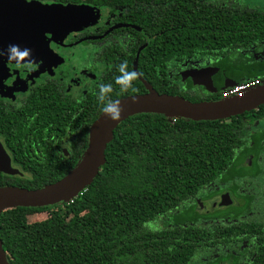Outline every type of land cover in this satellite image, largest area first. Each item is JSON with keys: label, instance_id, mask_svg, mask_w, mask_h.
Returning a JSON list of instances; mask_svg holds the SVG:
<instances>
[{"label": "trees", "instance_id": "trees-1", "mask_svg": "<svg viewBox=\"0 0 264 264\" xmlns=\"http://www.w3.org/2000/svg\"><path fill=\"white\" fill-rule=\"evenodd\" d=\"M25 1L106 7L112 18L104 29L115 27L105 35L102 28L89 37V43L105 51L95 58L106 71L81 98L63 95L60 83L50 81L53 86H39L37 95L14 110H6L0 102V141L11 167L19 172L0 173V188L37 190L74 168L85 150L88 128L104 106L97 100L101 83L112 85V101L144 94L146 84L158 94L198 102L194 87L179 81L178 70L208 62L226 72L239 71L244 81H264V59L257 56L264 42V4L249 0ZM82 36L81 32L76 37ZM139 48L135 70L143 75L133 82L134 91L121 92L115 83L118 65L127 61L133 70ZM219 91L218 99L224 89ZM260 119L264 120V105L254 118L251 112L200 121L157 113L126 118L112 131L96 175L70 200L0 211V245L6 262L264 264V230L259 226L241 223L233 230L230 223L220 222L218 213L196 211L215 177L228 179L230 166L250 154L257 158L260 138L252 137L250 130L264 124ZM211 194L207 191V196ZM41 213L46 217L33 220ZM232 239L246 247L251 244L241 262L235 251L228 250Z\"/></svg>", "mask_w": 264, "mask_h": 264}, {"label": "water", "instance_id": "water-1", "mask_svg": "<svg viewBox=\"0 0 264 264\" xmlns=\"http://www.w3.org/2000/svg\"><path fill=\"white\" fill-rule=\"evenodd\" d=\"M47 5V3L43 4L25 0H0V13L5 12L4 9H8L10 6H13V8L18 9L19 12L21 10L23 13L22 15L25 18H27V15L29 18H32L37 10L43 9L44 13V6ZM62 5L63 4L58 5V7L59 9L66 10V16L65 11L63 10V17L66 19L69 17H84L87 9L90 8L85 4H66L64 7H62ZM54 13L57 14L56 11ZM47 19L50 22H57V20L54 18ZM114 27H111V29ZM107 32L108 31H106V33ZM34 33L35 31L26 32V35H22L18 40L14 39L5 42L2 39L0 40V43H16V45H19L20 47L29 41ZM80 41L81 40L77 41V43ZM146 42H148V40H146ZM141 48H139L135 54V59L133 61L134 70L136 67V58ZM4 53L5 54L0 57V70H6L4 63L6 59L4 57L7 55V51ZM197 72L198 69L183 71L179 73L180 79L183 80L185 78H189L191 84L196 85L198 83L196 80ZM224 73L233 76V79L236 81L243 80V75L239 71ZM224 73H221V75ZM143 85L146 89V93L141 95L126 96L120 100H117L123 109L121 118L118 121H111L107 119L103 111L98 115V117L88 128L86 147L81 154L79 161L74 166V168L60 180L33 191L13 187L0 188V211L10 207L48 206L70 200L74 195L83 190V188L86 187L96 175L98 168L103 163V151L105 145L111 140L112 131L114 128L120 122L132 115L140 113H157L168 118H179L192 121L220 120L240 115L264 103V85L252 91H247L240 96L219 99L216 101L199 102H190L178 96L158 94L154 92L148 85ZM233 85L234 82L221 84L217 90H223ZM63 152L65 153L64 150ZM0 173L10 176L19 173L16 169L11 167L9 157L5 153L1 144ZM225 197L227 198L226 195ZM224 204L226 203H220V205ZM0 264H8L3 252L1 251V245Z\"/></svg>", "mask_w": 264, "mask_h": 264}, {"label": "flooded vegetation", "instance_id": "flooded-vegetation-1", "mask_svg": "<svg viewBox=\"0 0 264 264\" xmlns=\"http://www.w3.org/2000/svg\"><path fill=\"white\" fill-rule=\"evenodd\" d=\"M94 8L104 9L107 18L105 17L97 25L91 24L86 26L82 31L76 33L74 32L73 35H69L70 37L65 41V47L66 49H70V53L74 51V49L72 48L73 46L77 45L82 47V54H85V61H87L86 65H77L71 67L67 69L66 73H59L58 71L55 72L53 70L50 73L51 75L45 74V76H41V78L37 82H31V80L27 81L26 88L24 90H17V93L10 92V90L5 92V90L2 88V96L0 95V102H2L6 106V110H14L15 108L19 107L22 102L29 96L37 95V88L39 86L46 84H49V86H53L50 81L60 83L59 86L61 87L62 94L77 100L81 98L86 91L90 90L94 83L100 78V76L105 73V65L97 64V60L95 58L96 53L102 54L105 51L99 48L97 49L95 48L94 44L89 43L90 40H92L89 37L97 36V32H100V29L102 28L103 30L101 31V35H105L106 31H110L111 27H114L115 25L105 30V23L110 21L112 18L110 16V10L106 7ZM81 32L83 33V36L77 38L76 36ZM79 40L81 41L78 42V44H75ZM85 41L86 43H83ZM54 50L57 51V57H59L56 61L59 62L61 61V59L67 57L66 54H68V50H63V48L59 47L54 48ZM59 53L61 54L59 55ZM257 56L264 59V42L262 43L260 50L257 52ZM8 67L10 68L11 65H8ZM191 69H198V72L196 74V80L198 83L196 85H192L189 78H185L183 80L180 79L179 73ZM226 70L227 69L220 68L216 65L205 62V64H202L200 66H192L180 69L177 71V76L182 84L190 83L191 86L194 87L195 94L200 98V101H216L219 99H223H218L217 97L218 93L220 92L217 89L221 84L237 82L233 79V76L224 73L226 72ZM221 73L224 74L221 75ZM85 79H89L90 84H88L81 93L71 94L70 92L72 91V89L75 86H79L81 81ZM244 80L245 78L243 76L242 81ZM262 85H264V81L257 80L256 84L248 91L257 89ZM261 105H264V103ZM261 105H258L247 112H251V117L254 118L255 116H257V108ZM260 120L264 122V120ZM250 134L254 138H260V141H258L259 148L257 158H254L252 154H250L247 155L239 163H237L236 166H234V164L230 166V168L227 170L228 174L231 175L230 178L221 181V176L215 177L213 182L207 186V191H211L212 194L210 196H207V191L205 190L203 193V196L205 197L199 199V201L197 202V204H201L203 202L210 203L211 200L214 199L216 201V203L214 204L215 206L214 208H212V211L207 213H218L220 222L226 225L230 223V227L233 230H235L236 226L241 223L259 226L262 230H264V209L263 211L261 209V207L264 205V124H259V129L258 127L252 128V130H250ZM0 144L3 148L1 141ZM248 146H252L251 140L248 141ZM63 150L65 151V153L63 152ZM61 151L64 156L67 155L65 148H61ZM258 158H260L262 162ZM225 195L227 196V198L225 197ZM221 202H225L226 204L220 205ZM218 226H223V224H218ZM249 247H251V244L246 247L243 244L234 243L232 239L228 250L235 251L236 255L239 256L238 261L241 262L244 260L245 255H247L246 250H248ZM216 254L217 253L215 252L214 257L216 256ZM250 259L251 255L249 257V261ZM218 264L227 263L220 262Z\"/></svg>", "mask_w": 264, "mask_h": 264}, {"label": "rangeland", "instance_id": "rangeland-1", "mask_svg": "<svg viewBox=\"0 0 264 264\" xmlns=\"http://www.w3.org/2000/svg\"><path fill=\"white\" fill-rule=\"evenodd\" d=\"M252 4H264L263 0H249ZM58 5L61 4H48L44 6L43 9L37 10V12L29 18H25L22 11L13 6L8 9H4L5 12L0 13V40L11 41L18 40L19 37L24 35L26 32L35 31L33 36L20 46L21 49L28 48L31 49V54L36 61L37 66L33 70H20L17 69L12 62L8 61L7 55H5L7 65L6 70H0V95L2 96V88L6 91L16 92L17 90H24L26 88V82H37L41 76L45 74H50L51 71H58L59 73H66L67 69L77 66L86 65L85 54H82L81 46H73L74 51L70 53V49H66L65 41L73 35L75 32L82 31L86 26L91 24H99L107 15L104 9L90 7L87 9L84 17H69L66 19L63 17L65 9H59ZM66 4H63L64 7ZM64 10V11H63ZM57 12L54 13V12ZM45 14V15H44ZM47 18H54L57 22H50ZM38 30V31H37ZM37 31V32H36ZM40 31V32H39ZM26 35V34H25ZM70 35V36H69ZM30 42V43H28ZM75 44H78L77 42ZM9 45L0 43V51L6 52ZM77 46V47H76ZM63 48V50H68L67 57L61 59V61H56L58 53L54 48ZM61 53H59L60 55ZM7 63V64H6ZM8 65H11L9 68ZM51 75V74H50ZM90 84V80L81 81L79 86H75L71 94H78L83 91V89ZM7 92V93H10ZM216 201L211 200L210 203L203 202L197 204L196 211L198 213H207L212 211ZM228 209V208H227ZM238 209V208H234ZM262 211L264 205L261 207ZM229 210V209H228ZM252 216V215H251ZM46 217L45 213L33 215V220H41ZM30 220H32L30 218ZM214 254V253H213Z\"/></svg>", "mask_w": 264, "mask_h": 264}, {"label": "clouds", "instance_id": "clouds-1", "mask_svg": "<svg viewBox=\"0 0 264 264\" xmlns=\"http://www.w3.org/2000/svg\"><path fill=\"white\" fill-rule=\"evenodd\" d=\"M5 53L0 51V57ZM8 61L12 62L17 69L31 71L37 66L36 61L32 57L31 49H21L19 45H9L7 49ZM119 75L115 77V83L119 86L121 92H127L129 90H135L133 88V82L138 80L143 74L136 70H129L127 61H123L118 65ZM97 100L104 106L102 111L107 119L111 121H118L121 118L123 112L122 107L118 101H112L110 93L113 91L111 84H99L98 85ZM149 222H146L147 226Z\"/></svg>", "mask_w": 264, "mask_h": 264}, {"label": "built area", "instance_id": "built-area-1", "mask_svg": "<svg viewBox=\"0 0 264 264\" xmlns=\"http://www.w3.org/2000/svg\"><path fill=\"white\" fill-rule=\"evenodd\" d=\"M256 84V81H243L233 86L227 87L221 92L220 97L225 99L228 97H236L247 92L251 87ZM173 119V118H171Z\"/></svg>", "mask_w": 264, "mask_h": 264}]
</instances>
